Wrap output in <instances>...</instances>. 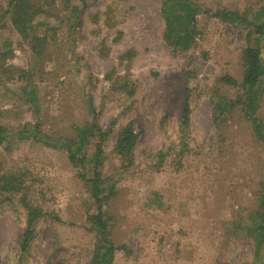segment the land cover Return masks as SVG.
<instances>
[{"label":"rangeland","instance_id":"374dc122","mask_svg":"<svg viewBox=\"0 0 264 264\" xmlns=\"http://www.w3.org/2000/svg\"><path fill=\"white\" fill-rule=\"evenodd\" d=\"M10 1L0 264H264V141L251 121L254 110L264 126V0ZM95 170L108 234L90 217Z\"/></svg>","mask_w":264,"mask_h":264},{"label":"trees","instance_id":"16d2710c","mask_svg":"<svg viewBox=\"0 0 264 264\" xmlns=\"http://www.w3.org/2000/svg\"><path fill=\"white\" fill-rule=\"evenodd\" d=\"M12 3H16V7H20L21 9V5H18V0H14V1H10V4ZM224 14H227L228 11H223ZM16 24H17V27H18V24L19 23H22L23 22V19L22 18H18L16 21ZM188 41H190V35L188 36L187 38ZM189 45H188V42H186L184 45H183V48H187ZM263 63V60L262 58L260 57V48L259 47H255V48H250L247 50V56H246V60H245V64H246V73H245V78H244V81H245V84L250 88V93L248 94V98H249V105L252 103L254 104L255 101H256V94H257V89H256V84L259 80V75L261 73V70H262V64ZM253 113L251 114V121H252V124H253V127L255 128V131L261 136V138L263 139L264 141V126H263V123L261 121V119L257 116V115H253L254 114V110L252 111ZM188 109L185 108L184 110V113H183V121H182V125H183V130H185V128L187 127V120H188ZM98 132V137L100 138V142H102V140L104 139V137L109 133V130L107 131H101L100 129L97 131ZM90 135H93L94 136V133L93 132H89ZM6 136H7V133H4L2 131V128L0 126V144L4 141V139H6ZM134 134L132 132V129L128 126L126 127L123 131H122V134L121 136L118 137L117 139V143H116V148L119 152L121 153H127L131 150L133 144H134ZM43 142H46V139L43 141ZM49 144V143H48ZM69 158L70 160L74 161L75 158H76V155H75V152L69 147ZM99 145H98V152L94 155V158L96 157V161H95V165L98 164V156H99ZM82 160V159H81ZM94 170V169H93ZM81 176L84 177L83 174H81ZM85 178V177H84ZM86 179V178H85ZM89 181L91 182V194L93 196V198L96 199V202H97V206H98V212L95 214V215H90V217L93 219L94 221V225H95V228L97 231L99 232H103V233H106L108 234V229L105 225V221H103L102 219V201L104 199H106L108 197V195H102L101 194V187H100V184H101V177L99 176L98 174V171L95 170L94 172V175L92 178L89 179ZM27 208L29 209V212H28V221L27 223H32L33 220H34V216H37L36 213H33V208L32 207H28ZM251 218L254 219V221H257V220H261L259 219V217L257 216V214L254 216V215H251ZM261 225H264L261 224ZM94 228V229H95ZM107 246V248L105 249L106 251L104 253H102L101 255L104 256L106 254L107 251H110L111 248H112V245L111 243L109 242L108 244L106 243L105 247Z\"/></svg>","mask_w":264,"mask_h":264}]
</instances>
